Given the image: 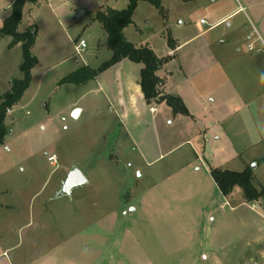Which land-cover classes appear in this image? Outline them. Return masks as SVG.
Instances as JSON below:
<instances>
[{
  "label": "rangeland",
  "instance_id": "obj_1",
  "mask_svg": "<svg viewBox=\"0 0 264 264\" xmlns=\"http://www.w3.org/2000/svg\"><path fill=\"white\" fill-rule=\"evenodd\" d=\"M240 2L163 0L162 9L148 3L137 8L125 30L128 42L138 47L152 38L159 50L164 37L168 44L175 42L171 37L187 42L169 84L173 92H187L197 119L152 104L159 135L143 137L154 149L152 158L137 151L94 81L62 84L81 68L78 63L97 69L111 59L96 15L102 8L125 10L128 0H38L25 6L19 32L35 34L39 63L29 89L8 112L0 147V204L10 206L0 209V253L6 251L0 264H255L246 224L260 218L248 208L245 214L221 208L220 201L211 207L203 196H187L184 180L170 178L192 163L191 171L204 175L203 161L239 172L256 164L253 184L264 187V54L256 57L255 44L262 43L243 13L215 26ZM14 3L0 0V25ZM81 40L87 49L77 55ZM11 41L0 35V98L23 78L22 44L9 49ZM75 107L83 110L78 119L72 117ZM213 123L219 130L199 134ZM52 155L57 166L48 161ZM74 167L88 184L71 198L56 199ZM254 204L264 213V202Z\"/></svg>",
  "mask_w": 264,
  "mask_h": 264
},
{
  "label": "crops",
  "instance_id": "obj_2",
  "mask_svg": "<svg viewBox=\"0 0 264 264\" xmlns=\"http://www.w3.org/2000/svg\"><path fill=\"white\" fill-rule=\"evenodd\" d=\"M215 1L216 0H213V2ZM242 1L243 2H240L239 9L223 16L220 20L216 22L215 26L224 22L226 23L229 22L230 19L236 14H242V13L245 14L246 18H248L249 21L253 24L256 33L259 37V40L262 43L261 47L258 46L257 41L255 43L257 45L256 57H258L259 55L264 54V0H242ZM2 26L3 24L0 25V27ZM209 31L210 29L198 36H202ZM164 38L166 41L162 45V48L160 50L157 49L156 46L157 41H154L152 38L143 41L141 45L138 46V48L141 46L149 45L159 58L169 59V63L166 64L158 72V76L165 83L163 87V92L165 94L179 96L183 100L184 104L186 105L190 113L189 117H185L182 115L179 116L190 118L195 122L197 119L191 110V104L187 96V92H173L171 91V85L169 84V78L171 75H173L172 70L174 68L177 69L178 67L177 60L179 58V53L182 51V48H184L187 42H183V41L181 42L179 38L171 37L175 41L174 42L175 49H172L167 42L168 38L166 37ZM244 42L242 43V47L237 51L239 54H241L242 49L247 47L248 45L246 41ZM204 52H206V55L210 57L211 61H216V57H214L215 55L210 51L208 47L205 48ZM256 62H260V61H256ZM78 65L79 67L82 68L80 63H78ZM83 67H88V66L83 65ZM182 69L183 67L180 66V70ZM141 70H142L141 65L131 63L128 60H123L119 64L113 66L105 73L97 77L94 80V83L96 84V88L98 89L97 91H99L104 95L106 101L110 105L111 110H113L114 113L116 114V118L120 120L123 129L128 134L134 146L138 147L137 151H139L140 149L144 157L152 158L154 149L150 148L145 143L143 137L147 135V133L149 132L150 133L152 132L156 136L159 135L158 126L155 125L157 121L155 119V115L157 114V112L155 114L151 113L150 112L151 105H148L144 99V95L142 93L140 86ZM212 102L216 103V101L214 100ZM75 109H77V107H75L74 110ZM82 112L83 110H81V113ZM219 127L220 125L213 123L212 130H210L211 128H209L208 125L206 124L205 128L199 131V134L201 135L203 132L205 133L207 131H214L213 133H215L217 130H219L218 129ZM259 144H261V140H259L254 146H257ZM163 157L164 156L162 154H160L158 157H153L150 164L157 162L159 159ZM192 164H187L186 166L181 167L179 169V173L177 172V174H173L172 176H170V178L177 179L178 181L184 180L185 185L187 186L185 194H187V196L190 197L203 196L208 200H210L209 205L211 207L215 206L216 201H220L221 208L230 205L232 210H238L241 208L240 210L244 211L243 212L244 214L245 212H247L246 208H248V210H250L251 212L255 213L260 218V220L259 221L247 220L248 224H246V226L253 232V237L247 245L249 248H251V251L253 252L251 261L254 262L255 264H259V263L264 264V213L262 212V210H260L259 206H256V204H251L249 206V204L244 203L241 198L242 195H240V193H237V196L234 195L235 197L233 196V194L229 197H225L221 193L219 187L217 186L216 182L213 180L210 174V170L214 166H212V164H210L209 162L203 161V164H206V172L204 175L199 174L201 173V169L200 170L198 169V174L194 173L195 171H191L190 167L192 166ZM214 168L225 169L224 166H218ZM234 199H237V201L239 202L237 205L232 204V201ZM9 207L10 206L6 204L5 205L0 204V209L8 210ZM253 229H255V231ZM4 255H6V251L0 253V258H5ZM256 260H258L259 263ZM5 264H10L8 259H5Z\"/></svg>",
  "mask_w": 264,
  "mask_h": 264
},
{
  "label": "trees",
  "instance_id": "obj_3",
  "mask_svg": "<svg viewBox=\"0 0 264 264\" xmlns=\"http://www.w3.org/2000/svg\"><path fill=\"white\" fill-rule=\"evenodd\" d=\"M38 0H15L11 14L0 28V35L12 39L8 48L22 44L24 62L20 67L23 78L12 81V88L0 98V147L4 145L8 134L6 125L8 112L16 106L32 82V70L37 66L38 59L33 56L35 46V34L29 31L26 34L19 32L22 23V15L27 4L35 5ZM141 3H148L157 8H163V0H128L125 10L102 8L97 12L96 19L102 25L107 35L108 49L112 57L99 68L91 69L82 67L62 80V84H72L78 87L94 81L101 74L123 60L142 66L140 86L144 99L148 105L165 104L172 109L175 115L189 117L190 113L183 100L176 95L163 92L164 81L158 76V72L169 63V59L159 58L149 45L136 47L125 38V30L133 24V16ZM169 46L175 49V45L169 40ZM210 174L216 182L221 193L229 197L234 191L240 190L243 202L254 204L264 202V187L257 188L253 184V171H232L224 168H211Z\"/></svg>",
  "mask_w": 264,
  "mask_h": 264
},
{
  "label": "water",
  "instance_id": "obj_4",
  "mask_svg": "<svg viewBox=\"0 0 264 264\" xmlns=\"http://www.w3.org/2000/svg\"><path fill=\"white\" fill-rule=\"evenodd\" d=\"M81 115V110L76 109L72 113V117L74 119H78ZM257 165L254 164L252 166V170H255ZM88 184V179L85 174L79 170L78 168L74 167L71 172L69 173L67 179L62 182L61 188L57 193L56 199H62L72 197V194L75 190L82 188Z\"/></svg>",
  "mask_w": 264,
  "mask_h": 264
},
{
  "label": "built area",
  "instance_id": "obj_5",
  "mask_svg": "<svg viewBox=\"0 0 264 264\" xmlns=\"http://www.w3.org/2000/svg\"><path fill=\"white\" fill-rule=\"evenodd\" d=\"M241 10H242V9H241ZM242 11H243V10H242ZM201 24L206 25V22H205L204 20H201ZM255 32H256V30H255ZM248 39H250V37H248ZM86 49H87V43H86L85 40H81V41L76 45V47H75V50H76V54H77V55H81L82 53L85 52ZM249 50H250V51L252 50V45H250ZM150 112L153 113V114H155V113L157 112V109L154 108V107H151V108H150ZM9 113H10V111H9ZM62 122H63V123H66V119L63 118V119H62ZM63 129H64V130H67V127L64 126ZM48 161L50 162L51 165H53V166H57L58 158H57L56 155L48 156Z\"/></svg>",
  "mask_w": 264,
  "mask_h": 264
}]
</instances>
